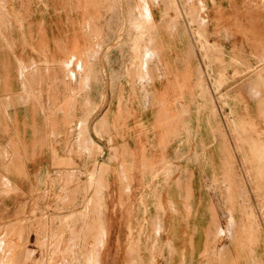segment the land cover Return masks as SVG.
Returning a JSON list of instances; mask_svg holds the SVG:
<instances>
[{
  "label": "rangeland",
  "instance_id": "374dc122",
  "mask_svg": "<svg viewBox=\"0 0 264 264\" xmlns=\"http://www.w3.org/2000/svg\"><path fill=\"white\" fill-rule=\"evenodd\" d=\"M0 264H264V0H0Z\"/></svg>",
  "mask_w": 264,
  "mask_h": 264
},
{
  "label": "crops",
  "instance_id": "0c3cea01",
  "mask_svg": "<svg viewBox=\"0 0 264 264\" xmlns=\"http://www.w3.org/2000/svg\"><path fill=\"white\" fill-rule=\"evenodd\" d=\"M234 3H235V7L237 6L238 7V3H239V0H234ZM201 140H202V142H203V145H204V147L205 148H209L210 146H211V144L209 143L210 141L208 140V139H205L203 136H202V138H201ZM198 146H200V141L198 142ZM214 146V144H212V146L211 147H213ZM174 150H175V148H171L170 149V153H171V155L174 157L175 155H174ZM209 149H207L206 150V153H207V155H205V162H207V163H209V161H211L210 160V154H209ZM196 172H197V170H192L191 171V173H192V176H191V178L187 181V182H185V183H183V181H184V179H183V177L184 176H182L183 174H181L179 177H180V180L179 179H177L176 181H177V183H179L180 184V186H182V185H185L186 186V191L184 192L185 194V198L183 197V194H182V192H177V194H179V195H181V197H183V200L184 199H186V196L188 195V194H190V196L194 193V191H195V189H194V179L195 178H200V174H198V175H196ZM187 173V176H188V171L186 172ZM196 176V177H195ZM202 178V177H201ZM183 179V180H182ZM127 189H129L128 187H127ZM178 191V190H177ZM179 195H177V196H179ZM171 201L174 203V201L171 199ZM188 202H190V201H188Z\"/></svg>",
  "mask_w": 264,
  "mask_h": 264
}]
</instances>
